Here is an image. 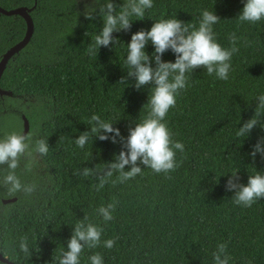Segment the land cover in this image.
I'll use <instances>...</instances> for the list:
<instances>
[{
  "label": "trees",
  "instance_id": "1",
  "mask_svg": "<svg viewBox=\"0 0 264 264\" xmlns=\"http://www.w3.org/2000/svg\"><path fill=\"white\" fill-rule=\"evenodd\" d=\"M51 1H39L34 34L9 60L0 80V87L13 93L0 95V138L9 132L2 110L21 108L23 102L33 145L40 139L49 145L46 155L36 154L15 170L22 183L37 185L33 194L9 195L0 186V252L15 264H58L73 226L87 216L86 222L104 231L100 246L84 249L80 264H90L89 257L97 252L103 264H214L212 253L222 242L227 243L229 264H264V198L244 207L233 202L234 191L225 187L232 172L243 184L257 171L264 174V158L259 153L254 159L249 155L264 136V128L257 125L249 136H236L254 115L255 97L264 94V20L238 21L246 0H153L143 19L131 17L130 30L113 33L118 44L90 54L89 46L103 27L99 5ZM113 3L119 12L127 0ZM204 10L220 17L213 25L216 42L230 48L228 37L234 32L240 38L239 51L231 58L228 80L210 76L203 68L187 74L186 88L164 119L172 139L184 145L183 152L176 151L180 166L165 174L141 164L142 173L135 178L113 183L118 176L114 173L97 191L95 174L73 173L84 167L102 169L114 160L122 143L93 136L81 149L74 139L90 130L93 114L112 122L126 138L129 127L149 111L151 85L136 89L132 78L128 85L119 82L128 71L125 60L131 35L169 18L198 28ZM85 11L94 18L87 19ZM9 28L17 39L23 37L24 19L0 16V60ZM145 51L154 52L151 42ZM162 60L174 62L175 54L169 50ZM259 119L264 125V115ZM7 172L6 166H0V179ZM14 197L15 202H1ZM113 202V219L105 222L97 209ZM22 236L28 237L30 259L19 250ZM112 238L114 247L105 248L103 241Z\"/></svg>",
  "mask_w": 264,
  "mask_h": 264
},
{
  "label": "clouds",
  "instance_id": "2",
  "mask_svg": "<svg viewBox=\"0 0 264 264\" xmlns=\"http://www.w3.org/2000/svg\"><path fill=\"white\" fill-rule=\"evenodd\" d=\"M95 2L99 5L98 12L103 17V27L95 36L94 44L89 46L90 54H97L101 46L118 44L120 40L113 33L130 30L133 21L131 17L143 19L145 10L153 7V0H127V3L122 5V10L117 12V5L113 0ZM84 15L89 20L94 18L92 12L85 11ZM236 18L240 23L264 20V0H246ZM219 20L220 17L214 11L204 10L198 28L177 18H169L155 21L149 30L141 29L131 35L125 60L128 71L119 82L128 85L129 78H132L136 89L151 85V95L146 103L149 107L148 114L140 122H135L134 127H129V135L126 138L121 135L119 128L113 127L112 122L93 114L88 121L90 130L81 132L78 138L74 139L76 146L84 148L94 136L101 141L111 139L112 143H122V149L114 155V160L105 163L102 169L84 167L82 171H75L74 175L87 177L95 174L99 181L96 190L99 191L109 183L114 173H118V176L116 181L112 182L123 183L141 174L144 167L151 168L155 173L167 174L180 166V162L176 160V151L183 152L184 145L172 139V133L164 119L169 110L175 107L176 96L186 88L188 73L203 68L210 76L228 80L230 61L233 54L239 51L237 42L240 38L234 32L230 33L228 38L232 46L227 49L217 43L213 25ZM149 42L154 46L151 55L145 51ZM169 50L175 54L174 62L162 60L163 54ZM255 100L257 104L254 115L238 128V138L249 136L257 125L264 128L259 119L264 115V94L258 95ZM48 151L49 145L44 139L35 141L33 145L30 132L5 134L0 138V166H6L8 172L0 179V186L6 188L9 195L33 194L37 185L22 183L15 170L21 166L22 161L36 154L46 155ZM257 153L264 158V136L252 146L249 155L254 159ZM141 164L144 167H141ZM125 166H130V169L125 170ZM24 167L28 171L31 170L27 163ZM225 187L228 191H234L232 197L235 204L251 207L257 200L264 198V174L257 171L256 174L249 175L247 184H243L239 183L237 172H232ZM115 207L116 202L102 205L97 209V213L108 222L113 219L112 212ZM87 219L85 216L73 226L72 235L67 241V250L62 251L58 264H80V257L85 248L93 249L102 243L104 229L86 222ZM114 245V238L103 241L105 248L111 249ZM19 250L29 259L32 257L27 236L20 237ZM212 256L214 264H229L227 243L217 244ZM89 260L90 264H103V257L98 252L92 254Z\"/></svg>",
  "mask_w": 264,
  "mask_h": 264
},
{
  "label": "flooded vegetation",
  "instance_id": "3",
  "mask_svg": "<svg viewBox=\"0 0 264 264\" xmlns=\"http://www.w3.org/2000/svg\"><path fill=\"white\" fill-rule=\"evenodd\" d=\"M39 1H42L43 3L52 2L51 0H0V7L6 11H13L16 9L23 8V9H26V11L31 15L32 18H34L35 17L34 11L38 7ZM86 1L92 3L95 0H78V2H86ZM43 15H54V13L45 12ZM0 16H9V17H13L14 19H19V18L24 19V17L18 13L7 15V14H4L2 11H0ZM25 24H26L25 33L23 37L19 39L16 38L15 33L13 32L12 28H9L6 31L5 38H4V42H5L4 47L6 51L9 50L11 47H13L15 44H17L24 38L26 34V30H27L26 21H25ZM20 107L21 108H4L2 110V113L6 115L5 117L6 121L8 120V126L6 130H8L9 132L7 133H11V132L23 133L26 119H28L29 125H30V129L28 133L31 131V120L26 114L27 110L24 109L23 102L20 104ZM1 118L2 120L4 119V117H1ZM14 124H15V127H14ZM5 199H9V198H1V202L3 204H8V203H4Z\"/></svg>",
  "mask_w": 264,
  "mask_h": 264
},
{
  "label": "water",
  "instance_id": "4",
  "mask_svg": "<svg viewBox=\"0 0 264 264\" xmlns=\"http://www.w3.org/2000/svg\"><path fill=\"white\" fill-rule=\"evenodd\" d=\"M0 11H2L4 14H7V15H12V14L18 13L24 17V19L27 23V30H26V34H25L24 38L20 42L15 44L13 47H11L9 50H7L3 54V56L0 60V80H1V77H2L4 71L7 67L9 60L15 54L19 53L22 49H24L26 47V45L30 42V40L34 34V31H35V24H34L33 18L26 11V9L20 8V9H16L13 11H6L0 7ZM12 94L13 93L11 91L4 90L0 87V95H12ZM29 129H30L29 121H28V119H26L23 133H28ZM16 200H17L16 197L9 198V199H5L4 203L15 202ZM0 261L5 263V264H15L14 262L10 261L7 257H5L1 252H0Z\"/></svg>",
  "mask_w": 264,
  "mask_h": 264
},
{
  "label": "rangeland",
  "instance_id": "5",
  "mask_svg": "<svg viewBox=\"0 0 264 264\" xmlns=\"http://www.w3.org/2000/svg\"><path fill=\"white\" fill-rule=\"evenodd\" d=\"M81 3H88V2L86 1V2H81ZM14 127H15V124H14Z\"/></svg>",
  "mask_w": 264,
  "mask_h": 264
}]
</instances>
